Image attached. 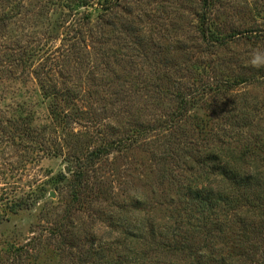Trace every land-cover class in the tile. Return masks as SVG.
I'll return each mask as SVG.
<instances>
[{
  "label": "rangeland",
  "instance_id": "374dc122",
  "mask_svg": "<svg viewBox=\"0 0 264 264\" xmlns=\"http://www.w3.org/2000/svg\"><path fill=\"white\" fill-rule=\"evenodd\" d=\"M207 2L204 22V0H0V264H134L132 252L144 249L140 231L174 223L175 197L155 168L177 163L190 141L214 147L215 131L226 148L241 136L246 159L264 175V67L249 63L264 52V0ZM38 68L57 85L83 82L75 102L90 112L70 129L54 122ZM109 84L126 92L114 111L103 98ZM177 88L196 91L189 106L196 117L180 122L187 148L172 143L171 158L158 129L177 107ZM132 134L136 144L118 145L89 167L86 190L73 187L74 156ZM247 237L236 229L212 245L234 259ZM148 255L156 262L139 264L176 260Z\"/></svg>",
  "mask_w": 264,
  "mask_h": 264
},
{
  "label": "trees",
  "instance_id": "16d2710c",
  "mask_svg": "<svg viewBox=\"0 0 264 264\" xmlns=\"http://www.w3.org/2000/svg\"><path fill=\"white\" fill-rule=\"evenodd\" d=\"M79 1L83 5H88L92 0ZM207 7H209V3L204 0V12L201 17L204 18V22L207 17ZM105 9L107 7L103 8V10ZM201 31L204 40L209 41L205 28L202 27ZM74 38L82 42L81 34ZM49 73L42 68L34 70L35 78L43 93L46 97H51L49 108L54 122L62 126L63 130L70 129L69 123L74 122L76 117H82L90 112L89 110H80L75 102L80 95L79 88L83 82L80 79L75 81L76 79L70 77L68 81H62L60 85H57L51 81ZM174 82L178 84V80H174ZM91 86L96 88L100 85L93 82ZM102 87L105 91L103 98L111 105L108 110L114 111L122 101H125V97L121 98L120 95L126 92L120 88L113 87L112 84L107 85V88ZM155 87L159 92L164 91L161 84H156ZM194 93L196 91H181L180 88L172 92L177 107L167 120L168 122L162 124L158 129L167 139V143L163 147L167 151L168 157L172 158L170 151L174 142L177 146L182 145L187 148V139H182L181 136L183 130L180 122L196 117L189 115L192 96L196 95ZM128 108L129 106L126 105V109ZM143 124L142 121H136V125L139 127H142ZM43 128L46 130V126ZM151 129L146 126L140 131L142 134H146V130ZM217 132H213L208 137L218 143L214 147L208 148L206 145L204 150H201L196 148V142L190 141L189 144L195 148L190 146L189 152L182 150L186 156L177 154V163L172 166L166 165V163L160 164L161 166L155 168V176H158L159 184L165 185L167 191L172 192L175 197L171 198L170 203L174 209L172 208L173 215L169 216V219L174 223L170 224L164 232L154 228L148 233L143 229L140 231L137 241L139 240L141 245H144V249L132 252L136 259L134 264H139L140 260L142 263L151 261L153 258L150 257L151 254L148 255L149 253L176 255V260L169 261L168 264H264V175L258 172V162H250L246 159L245 151L241 150L243 149L241 136L235 138L239 142L235 148L231 147L230 143L226 148L223 139L221 140ZM205 133L208 135L210 131ZM138 135L104 138L102 143L92 149L86 157L74 156L77 169L73 171V187L78 190L82 188L86 190L90 178L88 176L89 167L113 151L120 150L117 148L118 145L129 143L128 146L132 147L138 141ZM222 135L224 136L226 133L224 132ZM41 146L44 147L42 144ZM47 149L56 152V147ZM248 168H251L250 172L246 171ZM77 195L78 193H76ZM236 229L241 231L242 235L249 236L247 237L249 238L247 248L242 250L238 258L234 259L219 253L216 254L212 243L223 240L222 237L225 233H236ZM198 239L199 242H196ZM121 246L125 245L121 243ZM89 247V251L94 249L93 240ZM17 251H20V248ZM247 251L253 253L247 255ZM148 257L150 259H147ZM151 262H156V260Z\"/></svg>",
  "mask_w": 264,
  "mask_h": 264
},
{
  "label": "clouds",
  "instance_id": "9594fccd",
  "mask_svg": "<svg viewBox=\"0 0 264 264\" xmlns=\"http://www.w3.org/2000/svg\"><path fill=\"white\" fill-rule=\"evenodd\" d=\"M251 67L261 68L264 67V52L257 51L249 59Z\"/></svg>",
  "mask_w": 264,
  "mask_h": 264
}]
</instances>
